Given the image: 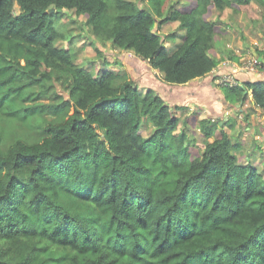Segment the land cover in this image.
<instances>
[{
  "label": "trees",
  "instance_id": "obj_1",
  "mask_svg": "<svg viewBox=\"0 0 264 264\" xmlns=\"http://www.w3.org/2000/svg\"><path fill=\"white\" fill-rule=\"evenodd\" d=\"M180 1L0 0V264H264V168L241 161L211 120H200L199 148L179 128L181 106L125 74L94 75L58 46L68 34L58 15L75 11L99 41L185 85L219 65L215 11L264 9ZM54 80L69 84L67 99L49 95ZM223 90L235 103L252 92L264 111V80Z\"/></svg>",
  "mask_w": 264,
  "mask_h": 264
},
{
  "label": "rangeland",
  "instance_id": "obj_2",
  "mask_svg": "<svg viewBox=\"0 0 264 264\" xmlns=\"http://www.w3.org/2000/svg\"><path fill=\"white\" fill-rule=\"evenodd\" d=\"M142 4H146V2H142ZM185 4H187L186 0L180 1V5L183 6ZM253 9L255 18H251L243 11L233 12L229 8L219 12L215 11L210 16V19L221 22V27L225 33L228 31L227 34H221L216 40L215 48L212 51V55L215 58H218V52L221 58H224V53H226L225 55H237L236 50L240 54L243 49L248 48V45H254L252 39H250L252 37H254L256 43L263 42L264 39L257 38V36H259V33L264 35V9L259 8L257 4L253 5ZM58 18H60L61 23L66 24V30L68 31L67 39L61 40L58 46L72 50L75 54L76 64L90 70L94 75L101 71L125 74L128 79L136 83L143 93L153 90L164 99L166 104L172 107L181 106L182 109L178 112L180 118L179 128L186 130L188 137L193 138L199 148L204 149L206 146L200 120L207 119L220 125L222 122L225 123L224 109L216 111L209 104L204 107L203 98L198 97L204 94L203 91H200L201 87L206 89L212 78L208 80H203L204 78L193 80L185 85L167 84L159 71H154L146 61L138 57L134 52L122 51L112 47L110 42L99 41L91 33L84 16L77 15L75 11H65L58 15ZM177 28L178 22H172L162 25L157 30L160 31V35L165 39L168 34L178 32ZM183 35H185L184 31L179 33L178 38L174 37V42H168V48L173 49L175 45L179 44ZM242 56L250 58V54H247L246 51L244 55L242 53ZM242 64L240 63V65ZM214 84L218 85L217 83ZM48 85H50V96L59 94L66 99L68 98L67 90L69 84L54 80L53 83L50 82ZM217 87L219 88V85ZM213 89L214 92H217L215 86H213ZM250 95L251 92L249 93V100L246 101V106L249 107L245 110L243 117L239 116V112L233 110L229 115L230 117H228L233 125L231 126L229 123L228 125H223L222 128L224 127L225 131L229 133L233 142L240 144V149L236 152L240 156V160L245 162L247 157H249L261 170L264 168V111L261 110L262 112L256 113V109L252 106ZM217 97L218 95L212 96L216 101ZM219 98L223 100L222 94H219ZM213 105H216V102ZM195 115L196 124L194 125L191 120L195 119ZM254 115L255 121H252ZM147 126H144V135H148V131H150V129H146ZM22 132L26 131L22 130ZM29 133L34 138L38 135L33 130Z\"/></svg>",
  "mask_w": 264,
  "mask_h": 264
},
{
  "label": "crops",
  "instance_id": "obj_3",
  "mask_svg": "<svg viewBox=\"0 0 264 264\" xmlns=\"http://www.w3.org/2000/svg\"><path fill=\"white\" fill-rule=\"evenodd\" d=\"M227 33H228V31L225 34H227ZM258 35L259 36H257V38L264 39V35H262L261 33H259ZM250 39H252V41H253L252 43L255 46L254 45L251 46L252 44H250V46L248 45L249 49L248 48L243 49L240 54L236 50L237 55H236V59L235 60H232L230 58V54L225 55L226 53H224V58H221V55L218 52V58L217 59L220 61L219 65L208 76L199 78V79H203L204 78L203 80H208V79L212 78V79H210L211 83L208 86H206V89H202V87H201L200 91H203L204 94L203 95H199L198 97H202L203 98L204 107H206V105L209 104L216 111H221L222 109L225 110L226 119H225V123H223V122L221 123V125H220L221 127L223 125L224 126L228 125L231 122L230 118H228V117H230L229 115L231 114V112L233 110L239 112V116L243 117L245 110L248 109L249 106H246V103H243V102L235 103V102L228 101L226 99V97H225L223 87H221L219 85V88H218L217 87L218 85L216 86L214 84V83L218 84V80H217L218 77H220V75H224V74L233 75V76H235V78L237 79V81L240 84H242L244 82H247V81H261V80H264V66L260 70H256L255 72H240V71L234 72V67L239 66L240 63L242 64V62L244 63L247 60L251 59L252 57H257L258 59L262 60L263 63H264V40L261 43H258V42L256 43L255 42L256 40H254V37H252ZM245 51L247 52V54H250V58H248V57L244 58V56H242V53L244 55ZM225 56H226V58H225ZM154 71H156V70H154ZM214 78H215V80H214ZM196 80H198V79H196ZM213 86L216 87V89H217L216 91L217 92H214ZM219 94H222L223 100L221 98H219ZM214 95H218L217 101H216V99L214 100V98H212V96H214ZM250 99H252V92H251V95H250ZM215 102H216V105H213V104H215ZM199 105H200V102H199ZM255 109H256V113L257 114H258V112L260 113L261 109H259V108H255ZM235 117H237V116H235ZM252 121H255V115L253 116ZM252 121H250V122H252ZM229 125H231V123Z\"/></svg>",
  "mask_w": 264,
  "mask_h": 264
},
{
  "label": "built area",
  "instance_id": "obj_4",
  "mask_svg": "<svg viewBox=\"0 0 264 264\" xmlns=\"http://www.w3.org/2000/svg\"><path fill=\"white\" fill-rule=\"evenodd\" d=\"M264 66L262 60L258 59L257 57H253L242 65L234 67V72H255L256 70H260ZM238 84L237 79L233 75H220L218 78V85L224 87H233Z\"/></svg>",
  "mask_w": 264,
  "mask_h": 264
},
{
  "label": "water",
  "instance_id": "obj_5",
  "mask_svg": "<svg viewBox=\"0 0 264 264\" xmlns=\"http://www.w3.org/2000/svg\"><path fill=\"white\" fill-rule=\"evenodd\" d=\"M54 11H55V9H54V8H52V9H51V12H54Z\"/></svg>",
  "mask_w": 264,
  "mask_h": 264
},
{
  "label": "clouds",
  "instance_id": "obj_6",
  "mask_svg": "<svg viewBox=\"0 0 264 264\" xmlns=\"http://www.w3.org/2000/svg\"><path fill=\"white\" fill-rule=\"evenodd\" d=\"M219 78V77H218ZM221 87H224V86H221Z\"/></svg>",
  "mask_w": 264,
  "mask_h": 264
},
{
  "label": "flooded vegetation",
  "instance_id": "obj_7",
  "mask_svg": "<svg viewBox=\"0 0 264 264\" xmlns=\"http://www.w3.org/2000/svg\"><path fill=\"white\" fill-rule=\"evenodd\" d=\"M238 82V81H237ZM239 83V82H238ZM240 85H242V84H240Z\"/></svg>",
  "mask_w": 264,
  "mask_h": 264
}]
</instances>
